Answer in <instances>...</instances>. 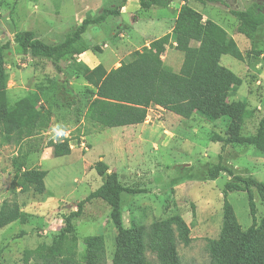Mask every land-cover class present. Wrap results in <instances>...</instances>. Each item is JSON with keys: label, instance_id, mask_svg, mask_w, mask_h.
<instances>
[{"label": "rangeland", "instance_id": "1", "mask_svg": "<svg viewBox=\"0 0 264 264\" xmlns=\"http://www.w3.org/2000/svg\"><path fill=\"white\" fill-rule=\"evenodd\" d=\"M121 1L0 0V44L12 40L15 32L25 30L34 31L48 43L62 41L83 18L97 13L104 5H118ZM178 1L173 0L171 8H176ZM253 1L261 2L239 0L238 4L240 9H245ZM194 2L190 3L193 7L210 9L212 17L227 28L246 57L245 61L239 62L231 55H223L220 63L245 79L242 86L235 87L231 100L247 101L253 113L244 120L240 133L252 135L264 116V57L256 52L264 45V26L251 42L238 32V20L231 13V9L239 8L234 0H228V6L219 0L206 1L204 5ZM141 13L147 14L139 9L137 15ZM120 23L121 18L109 17L101 24L90 25L84 34L85 40L100 48L111 43V39L114 43L126 42V51L118 55L114 67L130 59L131 53L138 49L130 43L128 36L134 32L120 28ZM112 31L116 33L110 36ZM148 34V41L157 35L150 31ZM171 48L170 44L169 54L165 52L163 58L176 71L182 65L184 53ZM109 54L110 50L106 49L101 57ZM174 54L178 63L170 64L167 61ZM5 69L8 101L13 103L28 93L41 90L43 97L39 106L48 107L45 99L49 100L50 123L48 128L26 139L21 147L7 143L0 136V208L7 202L19 205L28 213L25 220L14 221L0 229V264H21L26 250L52 243L64 228L66 216L77 210V203L102 185L104 177L94 168L99 160L118 172L124 185L146 191L123 193V227L181 216L188 223L192 238L189 245L178 243L182 262L210 264L207 245L222 231L223 189L230 176L223 172L215 180L206 179L207 167L216 163L222 154L224 163L240 166L242 172L239 173L245 176H249L248 172L257 173V170L264 172V155L254 146L234 144L222 150L223 142L214 139L216 135L227 136L230 117L211 122L194 114L186 119L153 106L142 126L103 133L106 129H97L83 121L94 89L72 66L69 65L65 74H59L51 64L38 63L30 55L22 54L13 43L6 53ZM58 133L69 140L71 154L54 156L50 141L62 139ZM83 135L87 138H82ZM20 150L29 151L25 168L40 167L48 171L43 194L22 191L15 184L16 157ZM255 177L264 181V175ZM228 199L242 229H248L252 217L247 193L230 192ZM255 200L260 223L264 217V204L257 193ZM73 222L79 255L85 250L86 236L103 235L106 247L103 264H111L118 228L110 218V207L102 199H93L86 203L82 215Z\"/></svg>", "mask_w": 264, "mask_h": 264}, {"label": "trees", "instance_id": "2", "mask_svg": "<svg viewBox=\"0 0 264 264\" xmlns=\"http://www.w3.org/2000/svg\"><path fill=\"white\" fill-rule=\"evenodd\" d=\"M127 1L104 5L94 15L85 17L62 41L48 43L37 37L34 31L25 30L15 32L12 40L0 44V136L4 141L21 147L26 139L48 128L50 123L49 100L45 99L48 107L46 104V108L39 106L43 97L41 90L28 93L13 103L8 101L5 57L14 43L22 54L30 55L38 63L51 64L59 74H65L69 65L72 66L93 87L85 120L97 129L144 123L150 107L158 105L186 119L194 114L211 122L230 117L227 136H214L215 140L223 142L222 150L227 145H252L264 155V116L254 134L240 133L244 120L253 112L246 100H231V97L235 87L242 86L245 79L220 63L223 55H231L239 62L245 61L246 57L226 28L212 19L203 20L202 13L189 5L188 0L181 5L170 33L153 39L149 46L134 50L130 59L123 60L119 66L108 70L103 64L91 68L83 61H75L87 50L101 51L99 46L85 40V32L90 25L120 16ZM171 2L139 0L144 10L167 7ZM231 13L238 20V32L254 42L264 26V0L253 1L245 9H231ZM172 39L176 42L175 49L184 53L179 71L167 65L163 58ZM256 52L264 55V45ZM63 88L64 85L61 86ZM50 145L54 156L71 154L68 139L50 141ZM28 154L29 151L18 152L15 184L22 191L33 190L43 194L48 171L40 167L25 168ZM94 168L104 177L102 185L77 203V210L66 216L64 228L50 245L41 244L26 250L21 264H103L106 260L104 236H86L85 250L80 256L73 222L82 215L86 203L96 198L110 207V218L118 228L111 264H184L178 243L189 245L192 240L190 227L184 218L175 215L149 224L123 227V193L146 191L124 185L118 172L110 170L103 160H99ZM223 172L230 179L223 189L222 231L207 245L210 264H264V217L259 223L255 200L257 193L264 204V181L238 173L223 162L222 154L216 163L207 167L205 178L215 180ZM235 191L246 192L248 196L252 224L246 230L242 229L228 199L229 193ZM27 217L28 213L19 205L4 202L0 208V229Z\"/></svg>", "mask_w": 264, "mask_h": 264}, {"label": "crops", "instance_id": "3", "mask_svg": "<svg viewBox=\"0 0 264 264\" xmlns=\"http://www.w3.org/2000/svg\"><path fill=\"white\" fill-rule=\"evenodd\" d=\"M194 1L204 5V3L197 1V0H188V4L191 5L190 3L194 2ZM219 1L223 2L225 5L228 6V0H219ZM238 1L239 0H234V2L236 3V6H238L240 8ZM82 3L84 4L83 1H82ZM183 3H184V0L178 1V6L176 8H171V5H169L167 7H155V8H151L149 10H144L140 7L139 0H128L127 4L122 8L120 16H118L119 19L120 18L122 19V23L119 24L120 25L119 27L129 29L130 32L136 33L135 35H134V33L132 35L130 33L128 34V36L130 37V43L132 42L131 44L133 46L138 47V49H140V47H139L140 44L142 45V47L145 45L149 46L150 42L153 39L159 38V37H161L167 33H170L172 31L175 20L178 16V13H179V9ZM247 7H248V5L244 8H247ZM193 8L197 9L198 11H200L202 13V15L204 17L203 20L212 19V20L219 23V20L212 17L210 9H208V8L202 9V8H199V6H194ZM139 9L144 11V13H147V14L141 13L140 15H137V12ZM123 16H127V17L124 19V18H122ZM149 31H150V33H154V35H156V33H157L156 37H150L151 38L150 41H148V37H147V35H149L148 34ZM115 33H116L115 31H112L110 36L115 35ZM136 39H137V41H136ZM112 40H114V39L109 40L111 43H105V45L100 48L101 51H99L98 53H95L92 50H87L84 53H82L81 55L77 56L75 61H77V62L83 61L86 64H88L91 68L97 66L98 64H103L106 67V69H108V70H110L111 68H114L113 65L116 64L118 55L123 54L126 51V47H127L126 45L127 44H126V42L123 44L120 42L114 43ZM170 44L172 45V48L175 49L176 42L173 39L171 40ZM193 45H197V43L193 42ZM169 48H170V45L167 46V50H166L167 54H169V51H170ZM106 49L110 50V54L108 57L103 58V57H101V55L105 53ZM261 55H262V57H264L263 54H261ZM176 56L177 55L174 54L172 57H170L168 59L167 62H169L170 64H172V63L177 64L178 62H177ZM179 63H180V61H179ZM118 64H120V63H118ZM117 65L115 67H117ZM259 65H261V64H259ZM180 68L177 69L176 71H179ZM153 106L162 108L158 105H152L151 107H153ZM83 121H85V113H84ZM143 124L144 123H140V124H136V125H129V126L106 128V130L102 131V132L106 133L108 131L130 130L133 127H140ZM82 138L85 139L87 137L85 135H83ZM233 168H235L238 173H239V171L242 170V168L238 165L234 166ZM256 172L257 173L248 172V175L254 176V177L257 175H264V172L262 173V172H260V170H257Z\"/></svg>", "mask_w": 264, "mask_h": 264}, {"label": "built area", "instance_id": "4", "mask_svg": "<svg viewBox=\"0 0 264 264\" xmlns=\"http://www.w3.org/2000/svg\"><path fill=\"white\" fill-rule=\"evenodd\" d=\"M58 135H59V137H63L64 135L63 134H61V133H58ZM65 137H68L67 135H65ZM66 138H62V139H60L61 141H64Z\"/></svg>", "mask_w": 264, "mask_h": 264}]
</instances>
